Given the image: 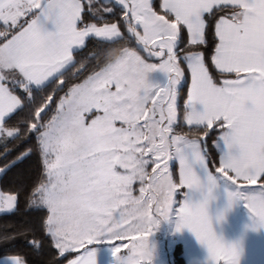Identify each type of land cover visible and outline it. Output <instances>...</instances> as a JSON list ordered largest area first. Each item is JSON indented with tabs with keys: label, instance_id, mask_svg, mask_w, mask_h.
Segmentation results:
<instances>
[{
	"label": "snow or ice",
	"instance_id": "snow-or-ice-1",
	"mask_svg": "<svg viewBox=\"0 0 264 264\" xmlns=\"http://www.w3.org/2000/svg\"><path fill=\"white\" fill-rule=\"evenodd\" d=\"M89 38L117 46L77 59ZM90 62L102 66L70 86L43 120L55 92ZM129 64L145 79L135 93L124 83ZM186 81L187 131L176 133ZM211 136L220 152L214 171ZM31 139L0 173L33 152L40 157L42 177L27 207L46 216L27 243L40 254L47 240L56 250L49 264L71 252L68 264H97L99 238L113 245L117 264H152L149 238L172 214L206 246L208 264H238L237 247L213 231L207 203L223 179L234 189L229 203L243 201L264 227V0H0V144L7 153L9 143ZM193 192L204 198L194 201ZM17 200L0 192V213L13 212ZM0 264L26 261L4 256Z\"/></svg>",
	"mask_w": 264,
	"mask_h": 264
},
{
	"label": "trees",
	"instance_id": "trees-1",
	"mask_svg": "<svg viewBox=\"0 0 264 264\" xmlns=\"http://www.w3.org/2000/svg\"><path fill=\"white\" fill-rule=\"evenodd\" d=\"M159 2V0H155ZM119 18V12L117 15L108 17L109 21H114ZM123 31V29H122ZM186 38V34H185ZM209 40V51L214 48L215 39L212 36L211 32L208 35ZM117 45L110 44L107 42L100 43L95 38H89L87 41V47L83 49L77 59L82 56H86L89 52L95 51L97 49H107ZM131 47H136L135 43L132 42L129 44ZM141 55H145L141 52ZM102 66L100 62H90L86 69L78 75V78H69L62 89H58L53 95V99L49 104L48 108L45 109V112L42 113L43 120H47L55 113V109L58 105L60 97H62L68 90L70 86L76 83L83 82L88 75L92 74L94 71H98ZM211 70V67H210ZM188 82L182 86L181 96L178 101V117L179 121L175 126L176 133H182L187 131V126L184 124L183 116V101L186 99ZM55 87L54 84H49L47 92H51ZM15 117L9 121V124L15 123ZM215 139L214 136H211L207 140L208 153H209V167L214 171L215 167L218 166V159L220 152L216 151L212 147V141ZM35 143L34 139L25 140L21 142H13L8 144L10 149L5 153L4 145L0 144V168L5 167L11 161L15 160L21 153L25 151L27 147ZM178 165L173 163L172 171L174 177L178 182ZM42 177V166L40 162V157L35 152L32 155L26 157L23 160L18 161L13 166L7 168V170L0 174V190L4 193L16 194L18 197L16 209L11 213H0V237L13 233H24L28 232L27 235L19 234L16 239L10 241H4L0 239V257L3 256H13L19 255L25 261L26 264H49V261L55 255L54 249L48 247V242L45 240V247L41 250L40 254H36L33 249L28 245L27 240L29 236L35 234L40 235L39 224L43 217L46 216V209H35L28 208V197L36 182ZM94 244L92 247L97 246ZM81 251V250H80ZM174 261L176 264H185L184 257L182 255V247L180 243L175 245L173 249ZM77 255V252H71L66 254L65 257L60 258V264H65L71 258Z\"/></svg>",
	"mask_w": 264,
	"mask_h": 264
},
{
	"label": "crops",
	"instance_id": "crops-1",
	"mask_svg": "<svg viewBox=\"0 0 264 264\" xmlns=\"http://www.w3.org/2000/svg\"><path fill=\"white\" fill-rule=\"evenodd\" d=\"M189 84L190 82L188 86ZM177 165L179 169V164ZM194 170L202 181L207 183V173L199 166H195ZM233 190L229 183L217 178L207 203L213 231L225 243L234 244L237 247L238 264H264V227L256 226L253 215L243 201L229 203L228 194ZM183 191L187 192V189ZM191 195L194 201L204 198L199 192H193ZM180 245L185 264H208L206 246L186 227L181 229ZM93 249L96 252L97 264H117L113 261L110 244L100 243ZM218 264H224L223 259Z\"/></svg>",
	"mask_w": 264,
	"mask_h": 264
},
{
	"label": "rangeland",
	"instance_id": "rangeland-1",
	"mask_svg": "<svg viewBox=\"0 0 264 264\" xmlns=\"http://www.w3.org/2000/svg\"><path fill=\"white\" fill-rule=\"evenodd\" d=\"M155 78L159 79L161 82L163 81V77L160 74H156ZM174 162L178 163L177 160L173 159L171 161V168ZM177 171L179 173V169H177ZM136 187H137V191L135 194L138 195L139 185H137ZM179 191L182 195L183 189H180ZM0 192L2 191L0 190ZM178 223H179L178 217L174 214L170 215L169 218L166 220L165 219L160 220L159 226L156 228V230L149 238V246L152 249V253H153L152 264H176L174 261L173 249L175 245H177L181 241V229L177 228ZM100 243L110 244L107 242L105 238H99L98 242L95 244H100ZM116 244L117 245L130 244V241L128 239L124 241L118 240L116 241ZM110 245L113 247L112 244ZM126 252L127 249L122 248L121 254H124ZM113 261L117 263L116 258L114 256H113Z\"/></svg>",
	"mask_w": 264,
	"mask_h": 264
},
{
	"label": "clouds",
	"instance_id": "clouds-1",
	"mask_svg": "<svg viewBox=\"0 0 264 264\" xmlns=\"http://www.w3.org/2000/svg\"><path fill=\"white\" fill-rule=\"evenodd\" d=\"M118 56L119 53L114 51L111 55V59L115 60ZM124 83L131 92L135 93L144 86L145 79L139 68L129 64L124 69Z\"/></svg>",
	"mask_w": 264,
	"mask_h": 264
}]
</instances>
